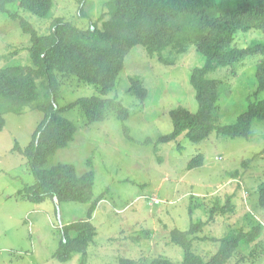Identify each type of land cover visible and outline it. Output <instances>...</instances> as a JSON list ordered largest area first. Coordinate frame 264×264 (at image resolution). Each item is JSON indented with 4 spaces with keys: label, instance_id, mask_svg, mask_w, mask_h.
I'll list each match as a JSON object with an SVG mask.
<instances>
[{
    "label": "rangeland",
    "instance_id": "1",
    "mask_svg": "<svg viewBox=\"0 0 264 264\" xmlns=\"http://www.w3.org/2000/svg\"><path fill=\"white\" fill-rule=\"evenodd\" d=\"M52 1L47 20L21 11L18 14L27 18L41 35L50 32L51 23L57 18L86 29L88 18H96L107 0H85L86 9L94 8L87 19L79 17L80 0ZM251 41H264V33L240 32L234 44L246 48ZM28 46L29 39L18 23L0 14V68L27 63ZM193 52L194 49L187 51L189 58ZM181 57L174 64L161 63L157 55H149L144 48H132L114 90L105 96L76 79L60 80L57 108L67 107L82 97L97 96L120 101L128 110L125 121L106 112L103 121L93 124H87L76 107L61 114L75 124L77 131L73 141L49 158L43 169L72 164L78 173L93 171L90 203L47 198L33 204L16 198L17 192L33 185L35 179L24 156L13 149L15 145L24 149L30 143L44 115L31 107L19 115H3L0 264H78L77 254L66 262H60L54 254L63 239L62 227L87 220L96 200L90 219L96 236L87 249V264H120L121 259L141 264L157 257L180 262L183 251L172 243L171 232L186 231L191 223L199 221L204 226L195 234L192 251L205 260L219 248L213 239L241 226L249 231L260 224L252 242L243 244L228 264H264V210L258 206L257 193L258 185L264 182V121L253 122L249 138H227L213 132L200 142L185 136L159 142L172 132L171 110L184 107L191 113L197 111L189 76L201 58ZM262 60V56L249 57L209 74V78L223 84L218 109L213 113L216 125L234 124L246 110L247 98L256 89V67ZM133 77L140 78L148 91L144 103L131 89ZM197 155L203 158L202 165L188 169ZM217 201L221 206L233 207V211L216 214L211 220L209 211Z\"/></svg>",
    "mask_w": 264,
    "mask_h": 264
},
{
    "label": "trees",
    "instance_id": "2",
    "mask_svg": "<svg viewBox=\"0 0 264 264\" xmlns=\"http://www.w3.org/2000/svg\"><path fill=\"white\" fill-rule=\"evenodd\" d=\"M84 1L80 0L79 17L87 19L94 8L86 9ZM52 6V0H0V14L17 22L22 34L29 39L27 63L7 64L0 68V132L5 125L4 114L19 115L31 107L44 115L30 143L24 149L18 145L13 149L24 156L35 179L33 185L24 186L17 192V199L33 204H40L47 198L57 202L92 201L93 171L78 173L72 164L43 169L49 158L73 141L77 131L75 124L61 114L76 107L86 123L93 124L103 121L106 112H113L125 121L128 110L120 101L97 96L82 97L67 107L57 108L60 80L76 79L105 96L114 90L125 57L134 47L140 46L149 55H157L161 63L174 64L179 56L185 60L194 56L201 58L194 63L189 76L197 111L191 113L184 107L171 110L172 132L159 142H169L179 136L200 142L213 132L227 138H249L253 122L264 121V41H251L246 48H237L234 44L240 32L264 33V0H107L105 9L96 18H88L86 29L57 18L52 21L47 35H41L27 18L18 14L21 11L47 20ZM190 49L194 52L189 58L187 51ZM259 56L263 60L256 67V89L247 98L246 110L234 124L216 125L213 113L218 109L223 84L209 78V74L220 67ZM143 84L138 77L130 78L131 89L142 103L148 97ZM202 162L203 158L197 155L190 161L188 169L200 166ZM87 165H91L90 161ZM257 193L258 206L264 210V182L258 185ZM97 203L98 200L91 204L87 220L62 227L63 239L54 254L60 262L77 254L78 264H87V249L96 236L90 219ZM228 211L232 212L233 207L221 206L217 201L210 209L209 217L212 220L216 214ZM203 226L204 223L199 221L191 223L186 231L175 229L171 232L172 243L183 251L180 262L157 257L141 264H228L243 244L252 242L253 233L261 225L251 226L249 231L241 226L220 239H211L219 243V248L209 260L192 251L195 234ZM120 264L137 263L121 259Z\"/></svg>",
    "mask_w": 264,
    "mask_h": 264
},
{
    "label": "clouds",
    "instance_id": "3",
    "mask_svg": "<svg viewBox=\"0 0 264 264\" xmlns=\"http://www.w3.org/2000/svg\"><path fill=\"white\" fill-rule=\"evenodd\" d=\"M56 200V199H55Z\"/></svg>",
    "mask_w": 264,
    "mask_h": 264
}]
</instances>
